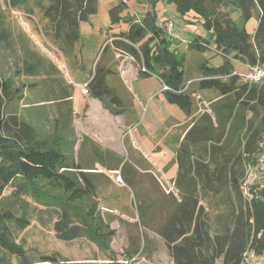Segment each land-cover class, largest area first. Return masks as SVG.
Returning a JSON list of instances; mask_svg holds the SVG:
<instances>
[{
    "label": "trees",
    "instance_id": "obj_1",
    "mask_svg": "<svg viewBox=\"0 0 264 264\" xmlns=\"http://www.w3.org/2000/svg\"><path fill=\"white\" fill-rule=\"evenodd\" d=\"M172 1L180 19L189 20L194 11L208 30L206 36L196 33L188 47L206 51L213 43L224 62L202 61V75L188 83L169 19L159 22L151 10L106 41L89 78L90 96L113 114L125 112V90L109 79L125 53L141 76L155 73L168 84L167 99L189 117L176 153L172 209L157 227L174 264H246L248 250L264 260V179L258 176L248 194L242 190L264 147V80L246 81L231 58L264 64V0ZM128 2L110 9L112 23L121 20ZM235 6L244 21L260 10L254 33L233 18ZM6 9L0 7V264H90L59 250L30 252L21 240L34 219L43 226L51 222L58 239L95 243L106 254L104 264H131L139 248L127 247L121 255L112 247L117 229L99 202L100 184L111 178L98 171L96 156L119 169L115 156L111 150L105 156L87 136L79 145L75 84L61 72L58 57L46 55L40 40L12 18L13 10L21 12L64 61L80 67V24L99 11V0H8ZM207 90L217 95L202 98Z\"/></svg>",
    "mask_w": 264,
    "mask_h": 264
},
{
    "label": "rangeland",
    "instance_id": "obj_2",
    "mask_svg": "<svg viewBox=\"0 0 264 264\" xmlns=\"http://www.w3.org/2000/svg\"><path fill=\"white\" fill-rule=\"evenodd\" d=\"M164 1L167 6H163L162 1L158 10L162 15V22L165 17L175 20L178 37L175 38L174 45L178 54L185 58L187 77L197 81L202 75L199 67L202 61L208 60L211 65H220L225 57L216 51L213 43L206 51L190 49L187 41L196 33L208 35V30L205 29L202 19L199 20L194 15V11L187 14L186 17L189 20L180 19L176 2ZM115 2L116 0H99V11L91 15L89 20L81 22L82 37L78 50L80 63H82L80 67L84 66V68L80 70L76 69L79 67H74V63L69 64L56 53V49L45 41L33 21L15 10L11 17L19 20L24 28H28L27 32L32 38L40 40L44 45L43 51L46 55L58 57L61 72L75 83L73 103L78 112L82 115L86 114L87 104L90 103L93 112L96 113L93 118L85 117V115L77 117L79 145L85 136L90 137L96 133L99 142L90 138L106 150L104 155L108 156L111 150L113 152L111 155L115 156L118 171L102 165L98 159L100 154L96 156L98 171L105 172L111 178H105L101 182L99 202L102 210L106 214L108 212L107 216L112 220V226L117 229L112 247L122 255L127 247L137 245L139 253L131 260V264H174L169 248L159 235L157 227L172 209L173 180L177 173L176 153L183 132L182 124L189 117L179 105L167 99L163 83L155 73L135 77L134 70H129L123 75L121 85L125 90L127 111L122 116L113 115L103 105H98L90 98V93L83 92L80 83L84 78L92 77L97 61L101 63L103 60L102 51L106 41L113 38L115 34L126 31L132 18L142 19L147 12L155 8V3L152 2L145 4L138 0H129L128 5L120 11L121 20L112 23L110 9ZM7 6L8 0H0L1 9L7 11ZM259 11L257 9L245 21L239 7H233L231 14L239 25H245L250 33H254L259 22ZM126 56L123 53L120 60L114 64V67L121 73L123 71L121 59ZM231 58L238 72L244 74L248 71L247 62L232 56ZM131 61L134 62L133 59ZM77 72L80 77L76 76ZM216 95V92L207 90L203 92L202 98L207 99ZM198 102L197 99L196 105ZM207 104V100L201 101L202 107ZM88 131L90 135L86 134ZM125 162L124 173L131 180L121 172ZM255 166L260 180H263L264 147L258 155V162ZM143 213L145 221L141 219ZM145 235L148 236V240L145 239ZM21 242L30 252H34L36 248L47 252L59 250L70 259L86 261L90 264H104L106 260V254L95 243L86 238L72 241L58 239L53 231L52 223L48 222L43 226L38 219H34L31 227L24 233V239Z\"/></svg>",
    "mask_w": 264,
    "mask_h": 264
},
{
    "label": "built area",
    "instance_id": "obj_3",
    "mask_svg": "<svg viewBox=\"0 0 264 264\" xmlns=\"http://www.w3.org/2000/svg\"><path fill=\"white\" fill-rule=\"evenodd\" d=\"M175 20L169 19L167 24V30L168 33L171 36H174L177 38L176 33V26H175ZM243 77L246 81L249 82H260L264 80V64H257V65H249V69L246 73L243 74ZM193 79H191L188 83L192 82ZM89 81L83 82L81 85L82 90L85 94L89 93ZM171 87L168 84H164L163 89H170ZM258 177L257 170L252 165L249 166L247 170V176L245 178V181L242 184V190L245 194H248L249 192V186L253 184ZM245 258H246V264H264V260L259 258L255 251L248 250L245 252Z\"/></svg>",
    "mask_w": 264,
    "mask_h": 264
},
{
    "label": "crops",
    "instance_id": "obj_4",
    "mask_svg": "<svg viewBox=\"0 0 264 264\" xmlns=\"http://www.w3.org/2000/svg\"><path fill=\"white\" fill-rule=\"evenodd\" d=\"M139 2H143V3H145V4H148L149 2H150V4H151V2L154 4L155 3V8L152 10V11H154V12H156V14L158 15V21L159 22H162V15H160V13H159V9H160V7H159V5L162 3V1L164 2V5L163 6H167V4H166V1H164V0H162V1H159V0H138ZM156 1H159V2H156ZM147 2V3H146ZM118 3V1L116 0V2L113 4V6L114 5H116ZM112 6V7H113ZM158 8V9H157ZM151 11V10H150ZM171 18V17H170ZM169 17H165L164 19H170ZM130 57H128V56H126L124 59H121V67L123 68V71H122V73L121 72H119L118 71V69L116 68V71H117V73H113V74H111L110 76H109V79H110V81H111V83L112 84H120L121 85V83H122V79H123V75L124 74H127V72H129V70H134V73H135V77L136 76H138V75H140L139 74V68L135 65V63L133 62V61H131L132 60V58H130ZM127 61V62H126ZM134 65V66H133ZM82 68H84V66H82V67H79V68H76V69H82ZM77 77H80V75H79V72H77V75H76ZM89 78H84L80 83L82 84L83 82H85L86 80H88ZM75 84V83H74ZM121 87H122V85H121ZM74 91H75V85H74ZM73 97H74V94H73ZM72 97V98H73ZM90 98L93 100V101H95L96 103H98V105H103L104 106V104H103V102L102 101H100L99 99H97V98H94V97H92V96H90ZM75 106V105H74ZM87 111H86V114H84L85 115V117H87V116H89L90 118H93V116H94V114L96 115V113L95 112H93V110H92V106L90 105V103H88L87 104ZM105 107V106H104ZM76 108V107H75ZM102 108V107H101ZM77 109V108H76ZM105 109H107L106 107H105ZM109 110V109H108ZM110 111V110H109ZM127 111V109L125 110V112ZM124 112V113H125ZM110 113H112L111 111H110ZM124 113H121V114H116L117 116H122V115H124ZM113 114V113H112ZM84 116V115H82V113H80V112H77L76 113V115H75V125H76V130H78L77 129V127H78V120H77V117L78 116ZM113 115H115V114H113ZM80 116V117H81ZM182 127H183V132H182V135H183V133H184V125L182 124ZM78 133V132H77ZM86 134L88 135H90V132L88 131V132H86ZM96 134V133H95ZM93 135V136H90L92 139H94V140H97L98 141V139H97V137H96V135ZM98 134H100L99 132H98ZM101 135V134H100ZM99 135V136H100ZM182 135H181V137H182ZM128 137V136H127ZM99 142V141H98ZM125 169V168H124ZM111 170H113V171H118L119 169H111ZM124 171V170H123ZM121 172H122V170H121ZM124 176H125V173H124ZM126 178H128V176L126 175L125 176ZM129 179V178H128ZM129 180H131V179H129Z\"/></svg>",
    "mask_w": 264,
    "mask_h": 264
}]
</instances>
